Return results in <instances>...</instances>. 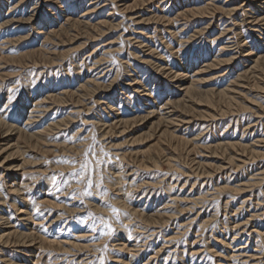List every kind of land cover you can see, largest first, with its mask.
I'll return each instance as SVG.
<instances>
[{
  "label": "rangeland",
  "instance_id": "obj_1",
  "mask_svg": "<svg viewBox=\"0 0 264 264\" xmlns=\"http://www.w3.org/2000/svg\"><path fill=\"white\" fill-rule=\"evenodd\" d=\"M255 1L0 0V119L26 133L50 128L0 152V235H34L24 245L3 237L0 264H264V154L218 145L264 153V0ZM206 90L216 104L196 100ZM168 113L187 144L158 142L152 123ZM90 148L89 168L73 176Z\"/></svg>",
  "mask_w": 264,
  "mask_h": 264
},
{
  "label": "bare ground",
  "instance_id": "obj_2",
  "mask_svg": "<svg viewBox=\"0 0 264 264\" xmlns=\"http://www.w3.org/2000/svg\"><path fill=\"white\" fill-rule=\"evenodd\" d=\"M260 1V0H259ZM183 2V1H182ZM256 2H258L257 0L254 2V3H256ZM261 3V7H264V2L262 3V2H260ZM124 5V4H123ZM258 5L259 4H257V8H259L258 7ZM256 7V6H255ZM260 7V8H261ZM227 8V7H226ZM205 9H207L206 7H204V8H195V10H196V12L198 13H202V12H205V11H207V10H205ZM253 9H254V7H253ZM215 10V9H214ZM232 10V9H231ZM260 10V9H259ZM131 11V10H130ZM257 11V10H256ZM263 13V12H262ZM203 15V14H202ZM62 16V15H61ZM164 16V15H163ZM204 16V15H203ZM247 16V15H246ZM253 16V15H252ZM155 17V16H154ZM262 17H263V19H264V16L262 15ZM157 18H159V17H157ZM258 18V17H257ZM259 19V18H258ZM162 20V19H161ZM262 20V19H261ZM232 21V20H231ZM257 21V20H256ZM38 22V21H37ZM252 23V22H251ZM209 25V24H208ZM109 26V25H108ZM246 26V25H245ZM252 27V26H251ZM248 29V28H247ZM194 30V29H193ZM256 31H259V30H256ZM263 31V30H262ZM173 32V31H172ZM171 33V32H170ZM200 33V32H199ZM222 34V33H221ZM220 34V35H221ZM171 35V34H170ZM174 35V34H173ZM257 35V34H256ZM255 35V36H256ZM260 36V35H259ZM262 37V36H261ZM261 41H264L263 40V37H262V39H261ZM141 43H139V45H140ZM259 45V44H258ZM240 46V45H239ZM229 48V47H228ZM141 49V48H140ZM225 50V49H224ZM255 50V49H254ZM245 51V50H244ZM174 53V52H173ZM216 53V52H215ZM241 53H242V51H241ZM176 54V53H175ZM181 54V53H180ZM261 54H263V53H261ZM30 55V54H29ZM21 56H28L27 54H23V55H21ZM219 56V55H218ZM236 56V55H235ZM175 57V56H174ZM197 57V56H196ZM223 57V56H222ZM177 58V57H176ZM175 58V59H176ZM232 58V57H231ZM185 60V59H184ZM218 60V59H217ZM226 60V59H225ZM229 61V60H228ZM219 62V61H218ZM261 62H263L264 63V54L261 56V55H258L257 56V58H256V60H255V65L257 66L259 63H261ZM176 63H179L178 61L176 62ZM182 63V62H181ZM186 64V63H185ZM214 64V63H213ZM160 65V64H159ZM158 65V66H159ZM161 66V65H160ZM167 66V65H166ZM177 66H178V64H177ZM181 66V65H180ZM192 66V65H191ZM87 67V66H86ZM176 67V66H175ZM185 67V66H184ZM190 67V66H189ZM166 68V67H165ZM186 68H188V67H185L184 68V70L186 71L187 69ZM251 68V67H250ZM255 68V67H254ZM107 69V68H106ZM180 69H181V67H180ZM182 70V69H181ZM204 70V69H203ZM103 71V70H102ZM175 71H177V69L175 70ZM183 71V70H182ZM179 72V71H178ZM174 73V72H173ZM186 73H187V71H186ZM245 73V72H244ZM185 74V73H184ZM128 75V74H127ZM187 75V74H186ZM176 76H179V74H177V72H176ZM183 76V77H182ZM173 77V76H172ZM167 78V77H166ZM181 78H185L184 77V75L183 74H181ZM187 79V78H186ZM197 79V78H196ZM134 80H136V79H133V81ZM179 80H180V77H179ZM182 81V80H181ZM140 82V81H139ZM186 82V81H185ZM136 83V82H135ZM180 83V82H179ZM178 83V84H179ZM106 85V84H105ZM113 85V84H112ZM187 85V84H186ZM178 86H181V84L180 85H178ZM185 86V85H184ZM229 87V86H228ZM155 88V87H154ZM175 88V87H174ZM176 88H177V85H176ZM197 88V87H196ZM28 90V89H27ZM136 90V89H135ZM147 90V89H146ZM150 90V89H149ZM179 90V89H178ZM185 90H186V92L187 93H189V94H192V92L194 91V87H193V83H191L190 84V86H188V87H186L185 86ZM219 90V89H218ZM148 91V90H147ZM176 91V90H175ZM229 89L228 88H225V89H222L221 88V90H219V91H216V95H217V97H218V99L219 100H221V102L224 104H232L233 103V101H234V98L233 97H231V95L229 96ZM26 92V91H25ZM136 93V92H135ZM142 93V92H141ZM149 93V92H148ZM201 93H204V96H200L199 95V97L197 98V94H195V92H194V94L196 95V100L197 101H204L205 103H207V104H209V105H213L214 103H215V101H214V96L213 95H215V94H212V93H215L213 90H206V91H202ZM200 92H198V94H201ZM162 95H163V92L161 93ZM161 94H160V96H161ZM29 95V94H28ZM165 96H166V94H164ZM163 95V96H164ZM96 96V95H95ZM151 96V95H150ZM148 97V96H147ZM151 97H154V96H151ZM26 98V97H25ZM37 98V97H36ZM35 98V99H36ZM152 99V98H151ZM150 99V100H151ZM160 99H162V98H160ZM166 99V98H165ZM25 100H29V98L28 99H25ZM146 100H148V99H146ZM158 100V99H157ZM40 101V100H39ZM141 101H142V99H141ZM140 101V102H141ZM159 101H161V100H159ZM237 101V100H236ZM21 102V101H20ZM26 102H28V101H26ZM109 102V101H108ZM146 101H144V103H145ZM152 102V101H151ZM150 102V103H151ZM172 102V101H171ZM1 103V102H0ZM28 103H30V101L28 102ZM27 103V104H28ZM156 103V102H155ZM147 104H149V102L147 103ZM216 104V103H215ZM29 105V104H28ZM38 105H39V103H38ZM100 105V104H99ZM111 105V104H110ZM117 105V104H116ZM152 105V104H151ZM154 105V104H153ZM152 105V106H153ZM158 105H160V103L158 104ZM173 105V104H172ZM21 106V105H20ZM19 106V107H20ZM27 106V105H26ZM112 106V105H111ZM136 106V105H135ZM134 106V107H135ZM155 106H156V104H155ZM154 106V107H155ZM25 107V106H24ZM23 107V108H24ZM145 107V106H144ZM147 107V106H146ZM17 108V107H16ZM27 108V107H26ZM33 108H34V106H33ZM42 108V107H41ZM112 108V107H111ZM156 108V107H155ZM170 108V107H169ZM19 109V108H18ZM18 109H15V110H18ZM22 109V108H21ZM29 109V108H28ZM40 109V108H39ZM38 109V110H39ZM110 109V108H109ZM23 110V109H22ZM148 110V109H147ZM169 110V109H168ZM13 111V110H12ZM19 111V110H18ZM24 111V110H23ZM22 111V112H23ZM25 111H27V113H28V110H25ZM144 111V110H143ZM5 112V111H4ZM20 112V111H19ZM21 112V113H22ZM155 112V111H154ZM2 113V112H1ZM8 113V112H7ZM12 113V112H11ZM142 113H144V112H142ZM146 113V112H145ZM151 113H153V112H151ZM171 113V112H170ZM170 113H168V115H166L164 118H162V119H164V120H161V119H158L157 121H155L154 123H152V124H157V129H156V133L158 134L157 135V137H158V142H160L161 140H163V139H168L169 141H174V142H176L175 144H177V147H178V145H181V146H183V144H187L188 143V140L186 139V138H184V137H182V136H177V135H175L174 133H172V131H169V128H170V125H171V123H174L175 122V120H177V119H175V117L173 118L172 117V114H170ZM3 114V113H2ZM14 114V113H13ZM20 114V113H19ZM25 114H26V112H25ZM36 114V113H35ZM34 114V115H35ZM149 114V113H148ZM24 115V114H23ZM32 115V114H31ZM117 115V114H116ZM9 116V115H8ZM14 116V115H13ZM13 116H11V117H13ZM22 116V115H21ZM27 116V115H26ZM25 116V117H26ZM30 116V115H29ZM37 116V115H36ZM4 117V116H3ZM20 117V116H19ZM24 117V116H23ZM23 117H22V119H23ZM149 117H151V116H148V115H146V116H144V117H142V118H140V119H138L139 121H141V122H143V121H147V119H149ZM155 117V116H154ZM10 118V117H9ZM32 118V117H31ZM44 118V117H43ZM68 118V117H67ZM116 118V117H115ZM139 118V117H138ZM152 118V117H151ZM177 118V117H176ZM13 119V118H12ZM28 119H30V118H28ZM34 119V118H33ZM45 119V118H44ZM60 119H63V118H60ZM21 120V119H20ZM23 120H25V119H23ZM137 120V121H138ZM150 120V119H149ZM62 121V120H61ZM122 122H125V121H127V120H121ZM131 121V120H130ZM132 121H136V120H133L132 119ZM182 121H184V120H180V122H182ZM14 122V121H13ZM28 122H29V120H28ZM35 122V121H34ZM59 122V121H58ZM112 122V121H111ZM195 122V121H194ZM23 123V122H22ZM38 123V122H37ZM54 123V122H53ZM121 123V122H120ZM137 123V122H136ZM161 123H163V124H165V125H163L164 127H162L160 124ZM208 123V122H207ZM262 123V122H261ZM57 124L58 123H56V126H57ZM61 124V123H60ZM102 124V123H101ZM151 124V125H152ZM18 125H19V123H18ZM30 125H32V124H30ZM189 125V124H188ZM19 127V126H18ZM18 127H15V126H11L10 124H7V123H5V122H3L2 121V119H0V147H2V148H0V152L1 151H3V150H5L6 151V149L7 150H10L11 152H10V155H14V154H16V153H18L19 152V146H17L16 144H15V142H13V143H10V142H12L13 141V139H14V137H16L15 139L18 141V138H21V139H27V140H29V141H39L41 138H42V134L45 132V130H47V129H50L49 127H47V128H45V129H43V130H38L37 132H33V133H26V132H24V131H22L21 129H19ZM120 128V127H119ZM35 129V128H34ZM38 129V128H37ZM33 130V129H32ZM52 130V129H51ZM50 130V131H51ZM26 131V130H25ZM148 133V132H147ZM155 133V132H154ZM150 135V134H149ZM151 137H152V135H151ZM165 139V140H166ZM137 140V139H136ZM17 141H16V143H17ZM134 141V140H133ZM157 142V141H156ZM28 143V142H27ZM190 143V142H189ZM257 144V143H256ZM169 145V144H168ZM174 145V144H173ZM192 145V144H191ZM219 146H221L222 148H223V150L225 151V152H227L228 150H236V151H241V152H244V153H247V154H249L250 155V158L252 157V158H254V157H259L260 158V156L262 157V155L264 154V153H259L258 151H255V150H253L252 148H250L249 147V149H247V146H245V145H241L240 143H231V141L228 143H222V144H218ZM21 146V145H20ZM36 146V145H35ZM176 146V145H175ZM23 148V147H22ZM155 150L156 151H158V152H160V153H162V150H160V148H156V149H154V152H155ZM184 150V149H183ZM192 150V149H191ZM249 150V151H248ZM9 152V151H8ZM209 153V152H208ZM155 154V153H154ZM153 154V155H154ZM166 154V153H165ZM156 155V154H155ZM160 155V154H159ZM213 155V154H212ZM228 156V159L230 160V161H234L235 160V156L233 155V154H231V155H227ZM160 157V156H159ZM159 157H158V159H159ZM243 157H244V155H243ZM155 158V157H154ZM195 158V157H194ZM5 159V158H4ZM9 159V158H8ZM158 159L156 158L155 160H154V163L155 164H157L158 163ZM238 159V158H237ZM84 160V159H83ZM11 161V160H10ZM141 161V160H140ZM118 162V161H117ZM167 162V161H166ZM17 166V165H16ZM16 166H14V167H16ZM146 166V165H145ZM197 166V165H196ZM158 167V166H157ZM186 167V166H185ZM12 168V167H11ZM21 168V167H20ZM204 168V167H203ZM247 169H248V167H247ZM15 170H18V168L16 167L15 168ZM196 171V170H195ZM11 172V171H10ZM183 172V171H182ZM16 173V172H15ZM14 173V174H15ZM185 173V172H184ZM209 173V172H208ZM211 173V172H210ZM212 174V173H211ZM10 175V174H9ZM198 175V174H197ZM210 175V174H209ZM263 175V174H262ZM12 177V176H11ZM15 179V178H14ZM17 180V179H16ZM260 180V179H259ZM14 182V181H13ZM46 182V181H45ZM143 182V181H142ZM147 182H149V181H147ZM167 182V181H166ZM19 183V182H18ZM152 183V182H151ZM199 183V182H198ZM13 184H15V183H13ZM172 184V183H171ZM128 185V184H127ZM18 186V185H17ZM42 186H43V184H42ZM247 186V185H246ZM11 187V186H10ZM25 187V186H24ZM44 187V186H43ZM12 188V187H11ZM30 188V187H29ZM163 188V187H162ZM214 188V187H213ZM218 188V187H217ZM27 189H28V187H27ZM43 189V188H42ZM142 189V188H141ZM234 189V188H233ZM18 190H20V188L18 189ZM23 190V189H22ZM25 190V189H24ZM164 190V189H163ZM220 190V189H219ZM238 190V189H237ZM237 190H236V192H237ZM28 191V190H27ZM26 191V192H27ZM168 191H170V190H168ZM25 192V193H26ZM185 192V191H184ZM208 192V191H207ZM232 192V191H231ZM18 193V192H17ZM24 193V194H25ZM160 193V192H159ZM145 194V193H144ZM143 194V195H144ZM165 194V193H164ZM264 194V193H263ZM28 195H30V194H28ZM153 195H154V193H153ZM161 195V194H160ZM168 195V194H167ZM170 195V194H169ZM168 195V196H169ZM18 196H21V195H18ZM45 196V195H44ZM174 196V195H173ZM17 197V196H16ZM25 197H26V194H25ZM50 197V196H49ZM196 197V196H195ZM176 198V197H175ZM184 198V197H183ZM186 198V197H185ZM184 198V199H185ZM193 198V197H192ZM209 198V197H208ZM223 198V197H222ZM25 199V198H24ZM153 199V198H152ZM190 199H191V197H190ZM1 200V199H0ZM19 200H21V199H19ZM146 200V199H145ZM180 200V199H179ZM189 200V199H188ZM249 200V199H248ZM15 201V200H14ZM23 201V200H22ZM21 201V202H22ZM148 201V200H147ZM152 201V200H151ZM165 201V200H164ZM190 201V200H189ZM24 202V201H23ZM28 202V201H27ZM26 202V203H27ZM112 202V201H111ZM162 202V201H161ZM178 202V201H177ZM185 202V201H184ZM187 202V201H186ZM191 202H192V200H191ZM25 202H24V204H26ZM120 203H122V202H120ZM164 203V202H163ZM243 203V202H242ZM1 204V203H0ZM9 204V203H8ZM122 204H124V203H122ZM169 204V203H168ZM167 204V205H168ZM183 204V203H182ZM230 204V203H229ZM246 204V203H245ZM13 205H14V203H13ZM12 205V206H13ZM22 205V204H21ZM28 205V204H27ZM26 205V206H27ZM32 205V204H31ZM161 205V204H160ZM171 205H173V204H171ZM25 206V205H24ZM97 206V205H96ZM184 206V205H183ZM191 206H192V204H191ZM18 207V206H17ZM20 207V206H19ZM28 207H29V205H28ZM125 207H126V205H125ZM76 208V207H75ZM128 208V207H127ZM130 208V207H129ZM133 208V207H132ZM24 209V208H23ZM101 209V208H100ZM144 209V208H143ZM180 209V208H179ZM21 210V209H20ZM135 210V209H134ZM146 210V209H145ZM181 210V209H180ZM21 211H25V210H21ZM179 211V210H178ZM184 211H185V209H184ZM2 212V211H1ZM181 212V211H180ZM20 213V212H19ZM18 213V214H19ZM22 213V212H21ZM162 213V212H161ZM160 213V214H161ZM169 213V212H168ZM26 215V214H25ZM33 215V214H32ZM149 215V214H148ZM30 216V215H29ZM169 216V215H168ZM173 217V216H172ZM4 218V217H3ZM230 218V217H229ZM6 219V218H5ZM149 219V218H148ZM21 220V219H20ZM172 220V219H171ZM3 221V220H2ZM5 221V220H4ZM7 221V220H6ZM168 222H170V221H168ZM189 222V221H188ZM8 223V222H7ZM21 223V222H20ZM200 223V222H199ZM176 224V223H175ZM189 224V223H188ZM195 224H197V223H195ZM119 225V224H118ZM190 225V224H189ZM22 226V225H21ZM120 226V225H119ZM118 226V227H119ZM164 226V225H163ZM192 226V225H191ZM195 226V225H194ZM193 226V227H194ZM204 226V225H203ZM9 227V226H8ZM7 227V228H8ZM11 227V226H10ZM24 227V226H23ZM126 227V226H125ZM192 227V228H193ZM197 228H198V225H197ZM203 228V227H202ZM26 229V228H25ZM28 229V228H27ZM5 230V229H4ZM7 230V229H6ZM124 230V229H123ZM257 230V229H256ZM125 231H126V229H125ZM226 231V230H225ZM25 232V231H24ZM119 232V231H118ZM121 232V231H120ZM127 232V231H126ZM235 233V232H234ZM233 233V234H234ZM121 234H123V233H121ZM157 235V234H156ZM166 235V234H165ZM223 235V234H222ZM237 235V234H236ZM35 236H36V234H35ZM234 236V235H233ZM4 237V238H3ZM45 237V236H44ZM121 237V236H120ZM126 237V236H125ZM3 238V240L5 241L4 242V244L6 243V244H11V243H13V244H17V245H24V244H26L27 242H32V240L34 239V235H33V233H23V231H21V232H18V230L16 231H7V234L6 235H0V241H1V239ZM251 238V237H250ZM205 240V239H204ZM36 241V240H35ZM119 241V240H118ZM3 242V241H2ZM34 242V241H33ZM137 242H139V241H137ZM34 245V244H33ZM46 245V244H45ZM246 246V245H245ZM29 247V246H28ZM33 248V247H32ZM33 250V249H32ZM31 250V251H32ZM33 252V251H32ZM29 253V252H28ZM24 260V259H23ZM25 260H27L26 259V257H25ZM131 260V259H130ZM10 261V260H9ZM96 261V260H95ZM7 262V261H6ZM94 262V261H93ZM128 263V262H127ZM16 264V263H15Z\"/></svg>",
  "mask_w": 264,
  "mask_h": 264
},
{
  "label": "snow or ice",
  "instance_id": "obj_3",
  "mask_svg": "<svg viewBox=\"0 0 264 264\" xmlns=\"http://www.w3.org/2000/svg\"><path fill=\"white\" fill-rule=\"evenodd\" d=\"M90 151H91V148L88 151L85 152V161H84L83 164H81V168H80L79 171H74L72 173L73 176L83 175L85 169L89 168L90 161L88 160V154H89ZM104 155L105 156H108V153H104ZM69 162L70 163H75L74 161H69ZM102 163H103V161H100V160L97 161V164H102ZM61 175H63V174H61ZM92 186H93L92 185V181L89 180L88 183H87V185H86V188L84 189V191L82 193V195H84V196H91L92 193H91L90 189L92 188ZM97 186L99 187V185H97ZM100 195L101 196H106L107 195V190L102 191L100 193ZM104 206L109 207L110 210L112 211L113 215L116 216L117 218L119 217V215H120V209H117L114 206H112L110 204H107V203H105ZM90 215H94V214H90ZM124 215H127V214L124 213ZM95 219H98L102 223H104V217H95ZM104 227L107 228V232H105L104 234H110L113 231V229L111 228V225L110 224L104 223Z\"/></svg>",
  "mask_w": 264,
  "mask_h": 264
}]
</instances>
